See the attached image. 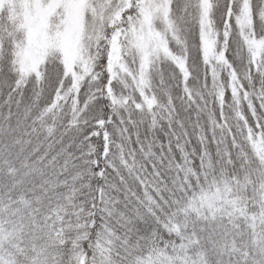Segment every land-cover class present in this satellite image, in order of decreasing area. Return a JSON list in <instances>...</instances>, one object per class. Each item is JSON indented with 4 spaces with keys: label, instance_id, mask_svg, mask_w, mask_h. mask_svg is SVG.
<instances>
[{
    "label": "snow or ice",
    "instance_id": "snow-or-ice-1",
    "mask_svg": "<svg viewBox=\"0 0 264 264\" xmlns=\"http://www.w3.org/2000/svg\"><path fill=\"white\" fill-rule=\"evenodd\" d=\"M0 264H264V0H0Z\"/></svg>",
    "mask_w": 264,
    "mask_h": 264
}]
</instances>
